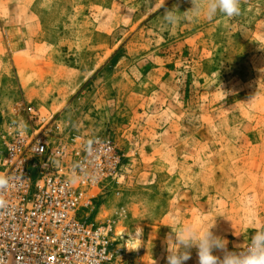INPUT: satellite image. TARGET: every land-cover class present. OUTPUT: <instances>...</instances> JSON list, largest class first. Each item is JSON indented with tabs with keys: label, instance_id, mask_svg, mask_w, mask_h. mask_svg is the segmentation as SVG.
<instances>
[{
	"label": "rangeland",
	"instance_id": "1",
	"mask_svg": "<svg viewBox=\"0 0 264 264\" xmlns=\"http://www.w3.org/2000/svg\"><path fill=\"white\" fill-rule=\"evenodd\" d=\"M162 2L0 0V142L27 105L65 139L114 141L121 178L89 219H113L136 264H167L177 221L215 223L230 251L264 228V0L175 26L165 8L191 0ZM185 264H198L195 248Z\"/></svg>",
	"mask_w": 264,
	"mask_h": 264
},
{
	"label": "built area",
	"instance_id": "2",
	"mask_svg": "<svg viewBox=\"0 0 264 264\" xmlns=\"http://www.w3.org/2000/svg\"><path fill=\"white\" fill-rule=\"evenodd\" d=\"M18 111L0 145V264H131L114 251L115 221L82 215L109 181L119 182L114 141L72 131L65 139L60 122L34 105Z\"/></svg>",
	"mask_w": 264,
	"mask_h": 264
},
{
	"label": "clouds",
	"instance_id": "3",
	"mask_svg": "<svg viewBox=\"0 0 264 264\" xmlns=\"http://www.w3.org/2000/svg\"><path fill=\"white\" fill-rule=\"evenodd\" d=\"M165 0L160 4L164 7ZM192 7L181 12L178 6L171 9L165 8L163 20L167 25L175 26L182 18L199 19L208 21L217 16L233 18L241 11V0H191ZM7 184V180L0 176V186ZM3 201L0 199V207ZM211 226L203 221L198 223L176 222L175 228H170L165 239L167 245V264H185L191 259V249L197 250L198 264H264V228L258 229L250 238L246 248L228 250L227 240L215 234ZM134 246L129 250H136ZM219 251L222 257L215 255Z\"/></svg>",
	"mask_w": 264,
	"mask_h": 264
},
{
	"label": "bare ground",
	"instance_id": "4",
	"mask_svg": "<svg viewBox=\"0 0 264 264\" xmlns=\"http://www.w3.org/2000/svg\"><path fill=\"white\" fill-rule=\"evenodd\" d=\"M20 109H22V107H18V108H15V110H14V112L17 114V113H19V111L18 110H20ZM15 113H14V115H12L11 116V118L13 119L14 117H15ZM45 116V115H44ZM47 117V116H46ZM60 122V121H59ZM60 125H61V123H60ZM61 130H62V133H63V135H64V131H63V128H62V126H61ZM3 138V137H2ZM2 142V141H1ZM1 142H0V145H1ZM121 174H122V172H121ZM120 178H121V175H120ZM83 210H82V215L84 216V218L88 221H90V222H93V223H96V224H101L102 222H104V221H106L107 220V218H103V219H101V220H90L89 219V215H90V211H91V209H92V207H90L89 209H84V208H82ZM113 229H114V225H113ZM115 232V231H114ZM139 234H141L140 233V231H138L134 236H133V238L137 241V239L139 238ZM112 240H114L116 243L117 242H119V238H117V236L114 234L113 235V237H112ZM139 241V240H138ZM114 251H115V253H116V255H118V258L119 259H123V260H126L124 257H126L128 260H130L131 262V264H136L135 263V261L132 259V258H130L131 256H127V255H125V254H122V253H120L119 251H118V246H115V249H114Z\"/></svg>",
	"mask_w": 264,
	"mask_h": 264
}]
</instances>
